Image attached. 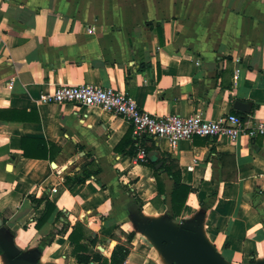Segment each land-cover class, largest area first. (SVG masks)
I'll return each mask as SVG.
<instances>
[{
  "label": "crops",
  "instance_id": "obj_1",
  "mask_svg": "<svg viewBox=\"0 0 264 264\" xmlns=\"http://www.w3.org/2000/svg\"><path fill=\"white\" fill-rule=\"evenodd\" d=\"M74 84L113 88L154 115L235 113L249 125L264 118V0H0V241L34 264H77L66 238L76 222L82 242L94 238L92 251L108 258L137 219L165 215L198 221L224 264L264 261V136H193L173 148L143 137L140 163L124 119L39 100ZM124 137L133 145H118ZM151 154L190 189L174 218L172 180L160 169L156 196ZM65 175L84 179L67 190Z\"/></svg>",
  "mask_w": 264,
  "mask_h": 264
},
{
  "label": "built area",
  "instance_id": "obj_2",
  "mask_svg": "<svg viewBox=\"0 0 264 264\" xmlns=\"http://www.w3.org/2000/svg\"><path fill=\"white\" fill-rule=\"evenodd\" d=\"M87 31L90 33L92 29ZM237 72V69L234 70V77ZM39 100L43 103L69 104L74 109L99 108L124 119L131 127L136 146L135 160L140 163L146 162V153L140 145L143 137L164 139L173 148L179 140L193 136L225 138L229 142H234L242 134L248 137L264 136V118L247 125L235 113H223L212 120L203 118L199 113L154 115L138 107L131 97L110 87L58 85L49 92L41 93Z\"/></svg>",
  "mask_w": 264,
  "mask_h": 264
},
{
  "label": "water",
  "instance_id": "obj_3",
  "mask_svg": "<svg viewBox=\"0 0 264 264\" xmlns=\"http://www.w3.org/2000/svg\"><path fill=\"white\" fill-rule=\"evenodd\" d=\"M232 107L241 112H248L250 109L248 105L238 100L233 101ZM148 158L151 162L156 160L152 154L148 155ZM160 165V162H156L154 169ZM136 225L139 231L149 238L151 245L161 250L170 264H224L202 239L198 231V221H181L176 226L168 217L147 221L141 218L137 219ZM0 253L8 264H34V256L31 253H18L7 241H0ZM254 264H264V261Z\"/></svg>",
  "mask_w": 264,
  "mask_h": 264
},
{
  "label": "trees",
  "instance_id": "obj_4",
  "mask_svg": "<svg viewBox=\"0 0 264 264\" xmlns=\"http://www.w3.org/2000/svg\"><path fill=\"white\" fill-rule=\"evenodd\" d=\"M130 132H131V127H130ZM24 137H20V148H23L22 142H23ZM132 142L131 146L133 145V141L127 139V137H124L118 145H123V144H130ZM142 144V143H141ZM140 144V145H141ZM130 146V147H131ZM142 147V145H141ZM22 150V155L24 157H29L27 156V152L25 150ZM144 151L146 152V148L143 147ZM128 154H132V151L129 150L127 151ZM226 157L224 155H221L222 163ZM148 165L152 168V176L154 178L155 182V188H156V196L161 197L164 194L163 190V184L160 179V175L158 173L159 169H163V171L167 174L168 178L172 180V189L169 192V204H170V211H171V216L172 218L176 217L179 215L180 210L182 209L184 202L186 200L187 194L190 191L189 187L186 185L180 183L179 180V173L176 168L172 166L169 167L167 165H162L157 169L153 168L154 162H147ZM231 173L230 174H224L223 178L224 180H229L231 178ZM83 177L80 176H75V175H65L63 177V184L66 187L67 190H71L72 187L75 185L81 183L83 181ZM31 202L35 203H40L42 200L41 197L34 199L30 198ZM51 205L45 202V210L42 213V215L35 221L34 227L38 228L44 220L47 218V216L50 213ZM83 227L80 223L76 222L71 231L67 234V240L73 244V253L75 257V261L77 264H88L89 262H95V264H121L126 255L128 254V249L127 247L123 246L122 244H115L114 247L112 248L110 255L108 258L101 256L99 253H95L92 251V246L94 245V238L88 240L89 246H87L82 240H85L84 237V232ZM77 233H82L79 236L76 237ZM126 239L130 241L132 237V233L126 234Z\"/></svg>",
  "mask_w": 264,
  "mask_h": 264
},
{
  "label": "rangeland",
  "instance_id": "obj_5",
  "mask_svg": "<svg viewBox=\"0 0 264 264\" xmlns=\"http://www.w3.org/2000/svg\"><path fill=\"white\" fill-rule=\"evenodd\" d=\"M164 217H167L164 215ZM152 219H159L162 216H154ZM173 224L178 226L180 223L176 222V220L171 221ZM118 244H122L127 247L128 252L132 251L133 255L132 264H170L164 258L160 249H158L155 245L148 246L146 242H149V238L143 234L135 230L132 232V237L130 241L126 239V236L122 238H116ZM151 241V240H150ZM113 245V242L108 246L110 248ZM104 255V254H103Z\"/></svg>",
  "mask_w": 264,
  "mask_h": 264
}]
</instances>
